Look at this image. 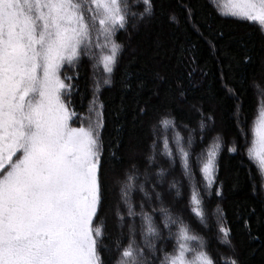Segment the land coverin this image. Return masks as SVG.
<instances>
[{
  "label": "trees",
  "instance_id": "trees-1",
  "mask_svg": "<svg viewBox=\"0 0 264 264\" xmlns=\"http://www.w3.org/2000/svg\"><path fill=\"white\" fill-rule=\"evenodd\" d=\"M72 1L90 35L63 66V96L72 122L97 123L99 263L175 264L185 251L264 264V183L250 153L264 30L220 0H116L104 41L95 0Z\"/></svg>",
  "mask_w": 264,
  "mask_h": 264
},
{
  "label": "rangeland",
  "instance_id": "rangeland-1",
  "mask_svg": "<svg viewBox=\"0 0 264 264\" xmlns=\"http://www.w3.org/2000/svg\"><path fill=\"white\" fill-rule=\"evenodd\" d=\"M95 2L105 41L107 27L120 18L118 6ZM219 5L264 30V0ZM89 35L72 0H0V264H100L92 227L99 203L97 123L72 122L62 77ZM115 55L114 47L104 50L105 70ZM261 106L250 153L264 183ZM184 252L175 264H209Z\"/></svg>",
  "mask_w": 264,
  "mask_h": 264
},
{
  "label": "water",
  "instance_id": "water-1",
  "mask_svg": "<svg viewBox=\"0 0 264 264\" xmlns=\"http://www.w3.org/2000/svg\"><path fill=\"white\" fill-rule=\"evenodd\" d=\"M69 153L72 154V149L69 150Z\"/></svg>",
  "mask_w": 264,
  "mask_h": 264
}]
</instances>
